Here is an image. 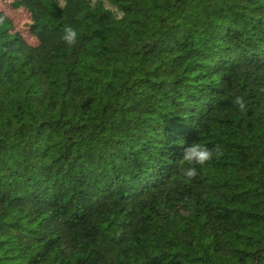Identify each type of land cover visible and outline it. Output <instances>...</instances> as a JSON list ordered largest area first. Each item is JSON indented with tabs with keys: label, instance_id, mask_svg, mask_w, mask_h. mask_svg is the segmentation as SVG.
Here are the masks:
<instances>
[{
	"label": "trees",
	"instance_id": "1",
	"mask_svg": "<svg viewBox=\"0 0 264 264\" xmlns=\"http://www.w3.org/2000/svg\"><path fill=\"white\" fill-rule=\"evenodd\" d=\"M56 3L0 10V264H264V0Z\"/></svg>",
	"mask_w": 264,
	"mask_h": 264
},
{
	"label": "clouds",
	"instance_id": "2",
	"mask_svg": "<svg viewBox=\"0 0 264 264\" xmlns=\"http://www.w3.org/2000/svg\"><path fill=\"white\" fill-rule=\"evenodd\" d=\"M56 5L60 9L68 7V0H57ZM0 23H3V18H0ZM61 40L68 46L74 47L78 43V32L71 26L66 25L63 28L61 34ZM233 103L238 106L241 111L246 109V101L242 96L236 95ZM220 146L216 145L213 148H208L200 143H191L183 149L182 164H186L187 167L181 169L182 175L185 178V182L191 181L198 175L197 165L203 166L213 158L214 155H220Z\"/></svg>",
	"mask_w": 264,
	"mask_h": 264
},
{
	"label": "rangeland",
	"instance_id": "3",
	"mask_svg": "<svg viewBox=\"0 0 264 264\" xmlns=\"http://www.w3.org/2000/svg\"><path fill=\"white\" fill-rule=\"evenodd\" d=\"M10 2L12 0H0V10L6 12L13 19L15 28L23 33L28 42H33L34 40L26 30V23L28 22L27 14L21 10L11 9L9 7Z\"/></svg>",
	"mask_w": 264,
	"mask_h": 264
}]
</instances>
